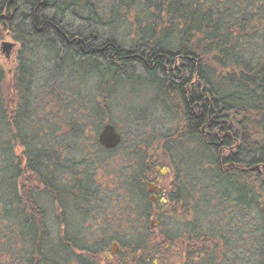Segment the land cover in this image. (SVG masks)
<instances>
[{
	"label": "trees",
	"instance_id": "trees-1",
	"mask_svg": "<svg viewBox=\"0 0 264 264\" xmlns=\"http://www.w3.org/2000/svg\"><path fill=\"white\" fill-rule=\"evenodd\" d=\"M121 2L123 14L100 16L96 0H0V37L8 35L11 48L18 47L10 75L0 65V231L14 241L1 261L51 264L62 248L72 257L76 246L73 234L67 241L48 227L47 147L68 144L62 139L69 137L78 144L87 135L74 116L52 120L53 112L66 111L59 103L50 100L45 115L37 110L33 83L40 73L44 81L43 65L50 60L53 75L66 67L81 78L101 72L98 98L87 115L99 123L91 145H99L105 123L113 124L108 103L114 86L149 88L154 103L176 122L174 132L158 137L164 139L158 150L173 172L171 201L189 203L195 188L200 203L197 226L187 229L182 264H241L235 246L252 240L244 264H264V0ZM120 23L130 29L126 40L117 37ZM54 125L70 130L56 138ZM183 143L195 150L181 152ZM123 144L121 139L111 151L119 153ZM20 171L22 177L34 174L36 185L21 183L28 202L19 213ZM173 241L167 237L165 244ZM136 250L150 261L163 253L159 244L140 240Z\"/></svg>",
	"mask_w": 264,
	"mask_h": 264
},
{
	"label": "rangeland",
	"instance_id": "rangeland-1",
	"mask_svg": "<svg viewBox=\"0 0 264 264\" xmlns=\"http://www.w3.org/2000/svg\"><path fill=\"white\" fill-rule=\"evenodd\" d=\"M121 1L122 0H96L95 4L98 6L100 16H108L109 12H114V10H118L119 14H123L124 10H122V8L124 5H122ZM129 30L127 23H120L116 31L117 37L126 40L130 36ZM10 41L11 39L8 35H1L0 65L4 72H8L9 75L13 68V59H15V55L12 54L10 56L12 63H9V59H6V56L3 55L1 48L3 44H9ZM9 54L10 52L6 54L7 57H9ZM44 56L45 55H43L42 58H44ZM49 63H51L50 60ZM49 63L44 62L43 65V68H45L44 71L47 73L44 81H42V74L40 73L36 75L35 82L33 83V90L36 91L37 88L34 94V100L37 110H39L38 112L45 115L44 111L47 110L45 107L48 106L50 100L53 103H59L60 106L66 109L65 113H68V116H74V122L78 124L79 128L84 129L87 135L86 138H81L78 144L73 137L62 139V141L67 140L68 144L66 145H69V148L66 147L63 149L62 154L65 155L64 160H68V176L70 177L64 186L71 187L74 182L72 177L79 171L80 176L86 181L85 192L89 195L87 198L89 199L88 203L90 207L95 209L96 213L99 211V208L100 210L102 208L101 211L104 212V205L108 199L107 192H110L109 189L113 184V178L115 174H119V177H122L120 172H122L131 155L137 156L136 160L140 162L141 160L139 158L141 155L145 156V158L147 156L148 158L149 155L153 154L157 160L167 164V158L161 150H158L161 147L160 140L164 139L158 137L167 132H174L176 122L170 114L166 113L160 106L154 103V93L149 88L142 86L118 88L109 99L108 118L113 122L111 125L121 134V139L124 140V144L119 147V153L114 151L112 156L110 152L100 151V149L90 144L89 138L90 134H93L94 131L97 130L99 123L91 121L87 117L90 106L96 104V99L98 98L97 76L95 74H88L84 78H81L75 73L72 74L69 70H60L58 75H53L52 72L55 70L52 69L53 65ZM50 106L51 108L55 107L54 104ZM66 120L64 119V121ZM51 127H53L52 129L50 128L51 132L56 135V138L61 137V135L70 130L69 127L67 128L64 125L62 129L58 128L57 130L56 127H58V125ZM147 142L152 144H146ZM191 149L195 150L193 144L183 143L179 147L181 152ZM141 151H143V153ZM60 160L62 162V158H60ZM2 163L3 159L0 160V165ZM171 180L173 181L172 177ZM94 181L97 183L96 185ZM193 190L189 203L186 201L183 205L181 201H179L174 207L171 206V215L165 220V229L167 232L166 235L173 238L174 241L164 244L171 245L175 243L177 247L172 249L169 246L164 249L160 256H156L153 260H157L158 264L183 263L181 257L184 256V253H181V251L184 248L186 249L185 243H187V232H189L187 229H190L191 226L196 228V215L200 207L197 191L195 188H193ZM125 191L124 188V192ZM95 202H97L98 206L94 204ZM44 207H46V203ZM99 214L101 215V213ZM230 214H228V216H230ZM91 219L93 220L92 217ZM249 220L250 217L246 216V223H248ZM227 225L229 229H234L231 228L228 223ZM243 226L242 223V225L239 226L241 228L236 229L241 230ZM2 233L3 232L0 231V254L5 253L8 249H12L14 244L12 238H8V236L4 237ZM71 234L79 238L81 244H87L86 242H89L90 238L96 235L94 232L86 234L83 232H72ZM84 234L86 240L82 237ZM118 236L121 235L118 234ZM182 241L184 245H180ZM154 244L157 243H152L150 245L153 246ZM251 246H253V240L250 244L242 242L240 245L235 246V252L241 254V264H244V261L247 262L251 257V254L247 253V250H249ZM234 253L232 255H234ZM0 264H4L1 258Z\"/></svg>",
	"mask_w": 264,
	"mask_h": 264
},
{
	"label": "flooded vegetation",
	"instance_id": "flooded-vegetation-1",
	"mask_svg": "<svg viewBox=\"0 0 264 264\" xmlns=\"http://www.w3.org/2000/svg\"><path fill=\"white\" fill-rule=\"evenodd\" d=\"M96 19L101 21V17H96ZM114 37L115 33L111 32V38L115 44ZM78 44L80 51H82L84 46L81 45V42ZM17 48V46L12 47L9 57L6 55L9 63H12L10 56L12 54L16 56ZM112 64L115 66V61ZM97 66L100 69L102 67L100 64ZM55 68L56 65H53L52 69ZM65 70L69 69L66 67ZM92 74L97 76L98 83L101 72ZM115 88V86L110 88L111 96L114 95L117 89ZM52 114L54 120L60 117L66 120L69 117L68 113L65 112ZM65 145L51 144L47 147L50 150L52 162L49 171L48 227L53 236L57 238L63 236L67 241L72 232L85 234L94 232L96 235L90 238L89 242H86L87 244H81L80 239L74 236L76 246L73 245L74 247L70 248L72 257L67 255V248H62L58 252L60 257L51 258V264H158L157 260L150 261L148 253H140L137 250L134 253L136 243L139 240L143 245L157 243L162 246L163 251L169 246L172 249L177 247L175 243L164 244L165 239L169 237L166 235L165 220L171 215V206L174 207L171 201L172 170L167 164L157 160L153 154L148 156L149 159L147 156L145 158L141 155L140 162L136 160L137 156L131 155L122 172H120L122 177L115 174L113 184L110 189L108 188L110 192H107L108 199L104 205V212L101 211L102 208L101 210L99 208L96 213L95 209L91 208L88 203L87 197L89 195L85 192L86 181L80 176L79 171L75 173L76 176L72 177L74 180L72 186H64L70 178L68 176V160H64L65 155H62L63 149L69 148V145ZM93 147L107 153L110 152L111 156L114 153L101 145H93ZM18 157V165L24 164L22 154H19ZM60 158H62V162ZM20 173L17 199V211L19 213L22 212L28 202L26 198L22 199L24 193L20 186L21 183L23 181L29 182L31 188L33 187L32 189H35L34 186L36 185L34 174H25L22 177L23 174L21 171ZM94 183L97 184L95 181ZM30 202L36 203L35 198L31 197ZM94 204L97 205V202ZM191 227L194 228V226ZM85 234L82 235L84 240H86ZM180 245H184V242L182 241ZM194 246H196L195 243Z\"/></svg>",
	"mask_w": 264,
	"mask_h": 264
},
{
	"label": "water",
	"instance_id": "water-1",
	"mask_svg": "<svg viewBox=\"0 0 264 264\" xmlns=\"http://www.w3.org/2000/svg\"><path fill=\"white\" fill-rule=\"evenodd\" d=\"M11 49V45L3 44L2 50L8 53ZM121 142V135L115 129V127L109 123L105 124L98 134V144L107 150L116 148Z\"/></svg>",
	"mask_w": 264,
	"mask_h": 264
}]
</instances>
